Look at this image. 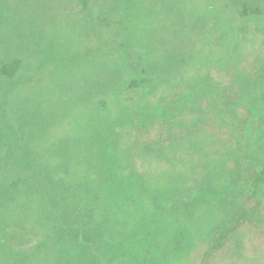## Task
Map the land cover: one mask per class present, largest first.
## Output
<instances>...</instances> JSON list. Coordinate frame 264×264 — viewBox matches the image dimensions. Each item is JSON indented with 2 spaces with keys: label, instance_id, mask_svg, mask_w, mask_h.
Returning a JSON list of instances; mask_svg holds the SVG:
<instances>
[{
  "label": "rangeland",
  "instance_id": "obj_1",
  "mask_svg": "<svg viewBox=\"0 0 264 264\" xmlns=\"http://www.w3.org/2000/svg\"><path fill=\"white\" fill-rule=\"evenodd\" d=\"M4 64L13 70L0 76V264H16L24 253L31 264L45 262V253L71 264L73 241L43 233L44 201L34 203L30 185L46 187L64 157L91 149L96 119L110 122L126 110L135 122L120 142L137 165L147 164L141 147L158 142L151 170L170 185L191 166L197 177L208 155L238 137L214 122L208 98L180 97L195 100L198 90L222 83L232 95L239 76L264 73V0H0ZM158 108L169 115L152 125L146 114ZM181 140L186 146L175 150ZM194 140L218 151L199 153L190 148ZM263 170H251L261 197L245 201L232 228L195 239L191 264H264Z\"/></svg>",
  "mask_w": 264,
  "mask_h": 264
},
{
  "label": "trees",
  "instance_id": "obj_2",
  "mask_svg": "<svg viewBox=\"0 0 264 264\" xmlns=\"http://www.w3.org/2000/svg\"><path fill=\"white\" fill-rule=\"evenodd\" d=\"M10 65L1 66L0 76L11 74L7 73L13 70ZM237 80L232 95L226 96L228 89L222 83L221 88L211 85L207 94L198 90L195 100L189 94L180 97V101L193 103L208 98L211 107H216L214 122L229 127L238 137L224 145L219 156L208 155L197 177L192 175L196 165L191 166V170L180 171L178 184L170 185L165 174L151 170L149 154L163 149L158 142L141 147L139 158L147 164L137 165L134 154L120 142L123 131L135 122L126 110V116L119 112L110 122L100 118L104 115L96 119L91 149L64 157L48 171L46 187L30 185L34 203L44 201L43 233L45 229L51 232H46L50 241L57 237L73 241L71 264H191L188 258L195 239L209 237L215 227L222 231L237 224L245 201L261 197L262 184L254 181L251 170L264 169V73L244 74ZM167 115L158 108L148 111L145 118L154 125ZM190 143L199 153L203 148L218 151L202 141ZM174 145L175 150L186 146L183 140ZM73 161L76 168L71 170ZM201 211L206 216L198 220ZM44 256L46 261L41 264H63L59 253ZM30 259L24 253L15 263L31 264Z\"/></svg>",
  "mask_w": 264,
  "mask_h": 264
}]
</instances>
